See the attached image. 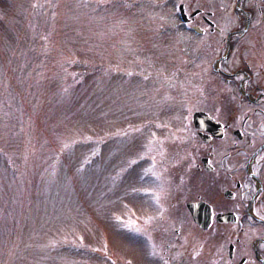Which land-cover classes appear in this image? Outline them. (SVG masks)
Returning a JSON list of instances; mask_svg holds the SVG:
<instances>
[{"label":"rangeland","instance_id":"rangeland-1","mask_svg":"<svg viewBox=\"0 0 264 264\" xmlns=\"http://www.w3.org/2000/svg\"><path fill=\"white\" fill-rule=\"evenodd\" d=\"M162 7L0 0V264L135 262L143 151L166 132Z\"/></svg>","mask_w":264,"mask_h":264},{"label":"flooded vegetation","instance_id":"flooded-vegetation-1","mask_svg":"<svg viewBox=\"0 0 264 264\" xmlns=\"http://www.w3.org/2000/svg\"><path fill=\"white\" fill-rule=\"evenodd\" d=\"M156 2L168 56L148 89L182 95L150 92L166 132L147 137L124 264H264V0Z\"/></svg>","mask_w":264,"mask_h":264}]
</instances>
